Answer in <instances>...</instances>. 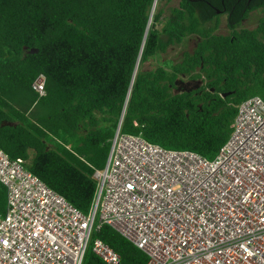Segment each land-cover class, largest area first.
I'll return each mask as SVG.
<instances>
[{"label": "trees", "instance_id": "obj_1", "mask_svg": "<svg viewBox=\"0 0 264 264\" xmlns=\"http://www.w3.org/2000/svg\"><path fill=\"white\" fill-rule=\"evenodd\" d=\"M154 1L0 0V148L82 211L91 206L93 173L106 163L121 116V133L212 160L237 106L264 100V16L252 30L241 27L264 11V0H177L161 28V9L150 19ZM221 16L226 35L216 33ZM189 37L195 47L179 61L144 68ZM39 75L42 97L32 88ZM182 76L200 79L201 87L173 92ZM6 202L0 184V214ZM92 238L110 246L120 264H147L109 226ZM83 264L102 263L88 250Z\"/></svg>", "mask_w": 264, "mask_h": 264}, {"label": "built area", "instance_id": "obj_2", "mask_svg": "<svg viewBox=\"0 0 264 264\" xmlns=\"http://www.w3.org/2000/svg\"><path fill=\"white\" fill-rule=\"evenodd\" d=\"M45 95V77L32 84ZM82 211L0 148V264H102L120 256L92 234L106 225L147 256V264H264V100L237 106L231 134L212 159L171 150L141 135L110 141Z\"/></svg>", "mask_w": 264, "mask_h": 264}, {"label": "rangeland", "instance_id": "obj_3", "mask_svg": "<svg viewBox=\"0 0 264 264\" xmlns=\"http://www.w3.org/2000/svg\"><path fill=\"white\" fill-rule=\"evenodd\" d=\"M177 6V0H171L170 2H161L157 3L155 7L154 13H157L160 9L162 10V17H161V23L159 24V28H161L162 24L165 22V20L169 16L170 9ZM153 13V14H154ZM264 16V11L257 10L249 14L248 18L243 21L241 27L245 29L252 30L257 26V22L259 18ZM217 34L226 35L228 33V30L226 28V18L225 16H221L220 18V24L217 29ZM196 39L194 37L187 38L182 44L178 46H172L167 49L165 53L160 54L155 60L150 61L144 65V68L147 70L153 69L158 66L164 65L167 61H173L177 62L180 60L182 53L184 51L186 52H192L193 48L195 47ZM177 80H182L185 83H189V86L195 85V82H198L201 80L197 79L195 82L190 81L189 79L185 77H179ZM191 83V84H190ZM202 85V83H200ZM46 150H51V147L46 145ZM33 151H29V154H32ZM32 156V155H31ZM26 163V162H25Z\"/></svg>", "mask_w": 264, "mask_h": 264}, {"label": "water", "instance_id": "obj_4", "mask_svg": "<svg viewBox=\"0 0 264 264\" xmlns=\"http://www.w3.org/2000/svg\"><path fill=\"white\" fill-rule=\"evenodd\" d=\"M156 1L157 0H155L154 1V3H153V6H154V4L156 3ZM153 6H152V9H153ZM152 10H151V14H150V19H151V17H152ZM149 19V20H150ZM30 53H36L37 51H36V49H34V50H30L29 51ZM201 82H199L198 81V85L196 86V87H194V88H188V86H189V83H185V82H183L182 80H175V82H174V85H175V87H176V93H182V92H191L192 90H194V89H197L198 87H199V84H200ZM121 121H122V116H121V118H120V121H119V125L118 126H120V124H121Z\"/></svg>", "mask_w": 264, "mask_h": 264}, {"label": "flooded vegetation", "instance_id": "obj_5", "mask_svg": "<svg viewBox=\"0 0 264 264\" xmlns=\"http://www.w3.org/2000/svg\"><path fill=\"white\" fill-rule=\"evenodd\" d=\"M182 77H184V76H182ZM185 78H187V77H185ZM187 79H189L190 81H193V82H195V80H197V79H190V78H187ZM199 80V79H198ZM200 82V81H199ZM202 83V82H201ZM191 84V83H190ZM198 85V82H195V85H192V86H190V87H188V88H194V87H196ZM199 87H201V84H199ZM198 87V88H199ZM197 88V89H198ZM194 90H196V89H194ZM174 91H176V87H175V85H174V90H173V92ZM193 91V90H192Z\"/></svg>", "mask_w": 264, "mask_h": 264}, {"label": "bare ground", "instance_id": "obj_6", "mask_svg": "<svg viewBox=\"0 0 264 264\" xmlns=\"http://www.w3.org/2000/svg\"><path fill=\"white\" fill-rule=\"evenodd\" d=\"M156 2H157V1H156ZM155 7H156V3H155L154 6H153L152 13H154V11H155Z\"/></svg>", "mask_w": 264, "mask_h": 264}]
</instances>
